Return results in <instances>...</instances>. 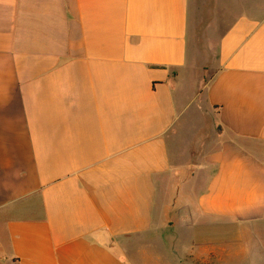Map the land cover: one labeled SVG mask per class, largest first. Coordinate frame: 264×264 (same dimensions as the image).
<instances>
[{
	"label": "crops",
	"instance_id": "0c3cea01",
	"mask_svg": "<svg viewBox=\"0 0 264 264\" xmlns=\"http://www.w3.org/2000/svg\"><path fill=\"white\" fill-rule=\"evenodd\" d=\"M220 255L264 264V0H0V264Z\"/></svg>",
	"mask_w": 264,
	"mask_h": 264
},
{
	"label": "rangeland",
	"instance_id": "374dc122",
	"mask_svg": "<svg viewBox=\"0 0 264 264\" xmlns=\"http://www.w3.org/2000/svg\"><path fill=\"white\" fill-rule=\"evenodd\" d=\"M231 230V228H230ZM234 257V256H233ZM228 258L227 256H215L213 264H244L243 257L235 256L234 258Z\"/></svg>",
	"mask_w": 264,
	"mask_h": 264
}]
</instances>
